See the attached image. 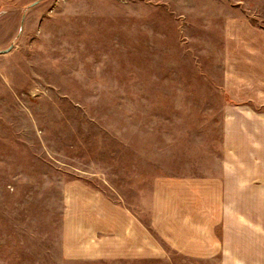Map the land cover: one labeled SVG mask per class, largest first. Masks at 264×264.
I'll list each match as a JSON object with an SVG mask.
<instances>
[{
    "label": "rangeland",
    "instance_id": "374dc122",
    "mask_svg": "<svg viewBox=\"0 0 264 264\" xmlns=\"http://www.w3.org/2000/svg\"><path fill=\"white\" fill-rule=\"evenodd\" d=\"M229 20L264 32V0H0V264H264V74L245 60L262 43H229ZM159 177L236 196L222 249L147 227L156 257L64 253L65 186L148 225Z\"/></svg>",
    "mask_w": 264,
    "mask_h": 264
},
{
    "label": "crops",
    "instance_id": "0c3cea01",
    "mask_svg": "<svg viewBox=\"0 0 264 264\" xmlns=\"http://www.w3.org/2000/svg\"><path fill=\"white\" fill-rule=\"evenodd\" d=\"M225 27L229 43H262L261 48L249 52L245 60L250 58L254 62L247 65L252 75H263L264 32L232 20L225 22ZM252 53L255 54L248 56ZM207 181L212 183V180ZM156 182L148 225L142 224L127 207L112 205L101 193L78 182L65 186V221L61 231L64 253L73 258L125 257L133 260L141 257L143 251L144 256L156 257L161 249L150 241L147 227L154 229L175 250L196 259L209 258L220 247L222 249V244L213 237L215 228L223 220L225 228L236 231V196L229 194L220 207V196L205 194V177H159ZM259 195L264 198L263 186H260Z\"/></svg>",
    "mask_w": 264,
    "mask_h": 264
},
{
    "label": "water",
    "instance_id": "95a60500",
    "mask_svg": "<svg viewBox=\"0 0 264 264\" xmlns=\"http://www.w3.org/2000/svg\"><path fill=\"white\" fill-rule=\"evenodd\" d=\"M8 49H3V50H0V52H5V51H7Z\"/></svg>",
    "mask_w": 264,
    "mask_h": 264
}]
</instances>
